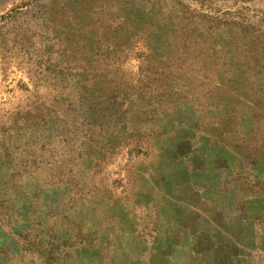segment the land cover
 <instances>
[{"label": "rangeland", "instance_id": "374dc122", "mask_svg": "<svg viewBox=\"0 0 264 264\" xmlns=\"http://www.w3.org/2000/svg\"><path fill=\"white\" fill-rule=\"evenodd\" d=\"M0 264H264V0H0Z\"/></svg>", "mask_w": 264, "mask_h": 264}]
</instances>
